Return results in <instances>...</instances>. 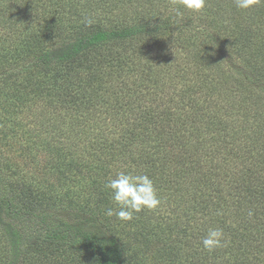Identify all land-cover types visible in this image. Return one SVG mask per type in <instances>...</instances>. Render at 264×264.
Segmentation results:
<instances>
[{
	"label": "trees",
	"instance_id": "1",
	"mask_svg": "<svg viewBox=\"0 0 264 264\" xmlns=\"http://www.w3.org/2000/svg\"><path fill=\"white\" fill-rule=\"evenodd\" d=\"M101 1L0 0V101L17 109L15 122L32 127L24 132L28 149L36 121H49L41 125L57 131L51 132L58 135L63 172L46 180L54 193L35 185L34 195L31 182L8 171L0 137V264H35V252L45 250L68 256V264H264V134L247 127L242 134L223 121L238 98L247 108L264 96V0L241 9L251 19L242 33L216 24V7L198 14L199 23L220 29L231 51L234 42L244 49L256 43L244 71L236 72L240 60L220 57L234 72L231 82L224 75L231 91L223 94L208 57L177 66L179 80L156 75L164 42L179 27L159 11L155 3L163 0H117L132 15L115 24L113 10H97ZM85 16L94 23H84ZM218 36L205 40L215 49L222 46ZM94 113L113 122L91 130ZM133 169L153 178L161 204L176 217L159 208L128 221L106 214L119 210L105 187L109 177ZM57 185L66 189L57 193ZM208 202L212 213L204 210ZM216 227L227 243L209 252L201 239Z\"/></svg>",
	"mask_w": 264,
	"mask_h": 264
},
{
	"label": "rangeland",
	"instance_id": "2",
	"mask_svg": "<svg viewBox=\"0 0 264 264\" xmlns=\"http://www.w3.org/2000/svg\"><path fill=\"white\" fill-rule=\"evenodd\" d=\"M233 1V0H231ZM102 3L100 5H97L98 11H103L106 9L113 10L111 11L113 15L110 16L108 14L107 16H110V23L115 24L113 22H121L123 19L127 22H130L129 15H132V11H129L125 8V4L121 1L115 0H102ZM117 2V3H116ZM159 2V1H158ZM155 3L158 6L159 11L165 15L164 10H166V14L169 15V17L174 20V23L177 27L173 31V37L175 38L172 42L167 39V41L164 42L165 50L163 54L164 57H162L160 60H162V66L159 69H154L155 71L159 69V71H156V75H164L166 79H176L179 80L178 74H180V70L176 68L179 65H183V63L186 64H193L195 65L197 61H199L200 58L208 57L210 61L215 63V66H211V69L215 67L213 71L212 76L214 77V81L216 84V88L218 89V93L223 94L224 90H230V88L225 85V77H227L228 82L232 81V74L234 72H230L228 68H224L222 64L219 63L220 57L224 55L226 58L225 60H228L227 62L229 64H235L238 60H240L237 63L236 72L238 70L244 71L245 66L244 63H246L251 57V48L253 47L252 41L249 43V49L242 48L239 44L234 42V47H232L231 51L229 45H223V42L221 40V33L219 32L220 29L213 30L209 25L203 24L202 22L199 23V16L201 12H195L188 10L184 8L182 5L178 3H174V0H163L162 2ZM221 2V3H220ZM143 5L146 6V3ZM207 6L211 9L212 8H218L219 13L216 16L215 23L216 24H226L229 28L226 27V30L228 34L232 33V29H235L239 33H242L245 30L246 24L250 25L251 19H248L247 17H243V11L241 9H238L235 7L234 3H228L227 0H207ZM121 10V13L119 9ZM176 9H179L182 15L176 14ZM146 12L151 14V10H147L146 6ZM100 13V12H99ZM118 14V15H116ZM121 14V15H119ZM152 15V14H151ZM237 16V17H236ZM119 20V21H118ZM207 23H209V20H207ZM2 29L0 28V31ZM192 30H194L195 34H197L194 38L192 36ZM206 30V32H205ZM249 31V30H247ZM4 33V31H3ZM205 33V34H204ZM211 33V37L208 36V34ZM219 34V36H218ZM171 36V34H170ZM219 39V42H221L222 46L219 45L215 47V49L211 46H209L208 42H206L205 38H217ZM188 41V42H187ZM187 42L188 44H181ZM218 42V43H219ZM180 44L177 47H173L172 44ZM220 44V43H219ZM191 45V46H189ZM227 46V47H226ZM219 52V54H218ZM255 53V52H254ZM253 53V54H254ZM240 56V57H239ZM239 57V58H238ZM219 59V60H218ZM146 61H150V58L146 56ZM155 64L159 62V58H153ZM222 60V59H221ZM152 65V64H151ZM173 65V72L166 73L168 71L169 67ZM217 66V67H216ZM219 66V67H218ZM177 69L176 71L174 70ZM196 68V67H195ZM219 68V69H218ZM164 70V73H163ZM207 72L209 71V68H206ZM177 72V75H176ZM235 72V73H236ZM224 77V78H223ZM137 79L136 76H133L131 79V83ZM181 83H176L178 88L184 87L185 82L184 80H180ZM193 83V81L191 82ZM258 84H261L258 82ZM264 84V83H263ZM165 85V84H164ZM262 85V84H261ZM260 88V87H257ZM231 91V90H230ZM197 97H200V94L198 93L196 95ZM242 99V97H241ZM208 101V100H207ZM203 102V101H201ZM7 102L0 101V137L1 140L4 142L2 145V149L4 152V158H7V160L11 163V166L8 168V171L11 172L13 175H19V180L23 181L25 178L26 182H31L33 184L34 195L39 191L36 186L43 187V192L46 190V195L49 196L50 193H54L50 187H47L48 178L50 179H57L63 176V172L59 173L57 166L62 164L60 163L61 160H58L57 150L60 148V142L58 139V135L55 134V130H49L46 132V128L42 127L41 123L45 122V124H49V121H43V119L37 120V124L39 128L35 131L29 139H31L32 146L28 149L25 141V131H31L32 127L29 125H23L25 120L18 118V123L14 121V118L17 113V109H10L9 106L6 104ZM241 101L238 98L237 105L234 109L227 108L229 112H231V115L229 117L223 118V121H225L226 124H232L236 125V130L239 129L241 133L243 134L244 130L247 129L251 134L255 136H259V132H263L264 134V96L261 97L260 101H256L253 105L249 107L243 106V108H240ZM260 112V114L258 113ZM94 118L92 121V127L91 130H97L101 126H107L109 123L113 122V119L105 120L101 118H96V113L93 114ZM11 116V118H10ZM19 117H24L23 114H19ZM262 118V119H261ZM34 123V122H33ZM32 123V124H33ZM36 124V123H35ZM61 127V126H60ZM48 128V127H47ZM246 129V134H248V131ZM40 133H39V132ZM55 131V132H51ZM59 134L60 131H58ZM239 134V137L241 140L244 141V144L246 145V140H244V135ZM36 134V136H35ZM256 139V138H254ZM239 140V139H238ZM36 141V143H34ZM28 143H31L28 141ZM237 145V144H236ZM30 150L32 152V156L27 157L26 154L23 155V152ZM238 150V148L236 149ZM29 154V151H28ZM254 161V160H253ZM250 164L251 162L248 161ZM252 164V163H251ZM39 166H44V169L41 170L38 168ZM54 181V180H52ZM57 182V181H56ZM59 183V182H58ZM65 187L58 186L54 188V190L59 193L61 190H65ZM74 190V184L69 188ZM209 190V189H208ZM159 207L161 214H172L174 217H176V213L173 212L172 209H167L163 204ZM210 207H214L210 202L207 203L205 207V211L207 213H212L210 211ZM181 206H178V211H181ZM161 226H165V224L160 225L156 227V229L150 233L154 235L156 232L159 231ZM149 233V232H148ZM188 239H190L188 237ZM193 241L192 239H190ZM147 251V250H146ZM190 259H193L194 254L191 253V251L188 249ZM150 254V251H147ZM148 253L146 255H148ZM69 259L68 256L60 253H51L47 250L44 252L36 251L35 252V264H68L66 263V260ZM149 262V261H148ZM147 262V263H148Z\"/></svg>",
	"mask_w": 264,
	"mask_h": 264
},
{
	"label": "clouds",
	"instance_id": "3",
	"mask_svg": "<svg viewBox=\"0 0 264 264\" xmlns=\"http://www.w3.org/2000/svg\"><path fill=\"white\" fill-rule=\"evenodd\" d=\"M260 2L261 0H233L235 7L242 10L250 9ZM174 3L195 12H202L207 6V0H174ZM176 14L182 15L179 9H176ZM83 22L92 25L94 20L85 16ZM105 187L111 190L112 200L119 206L118 211L108 208L106 214L115 215L122 221L133 219L135 213L144 209L154 211L162 203L153 178L147 173H137L134 169L117 171L114 176L109 177ZM249 215L252 213L249 212ZM201 243L204 249L211 252L225 246L227 241L223 229L216 227L208 229Z\"/></svg>",
	"mask_w": 264,
	"mask_h": 264
}]
</instances>
